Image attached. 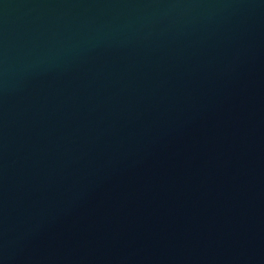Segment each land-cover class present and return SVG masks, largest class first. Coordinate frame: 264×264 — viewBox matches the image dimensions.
I'll return each mask as SVG.
<instances>
[{"label":"water","instance_id":"obj_1","mask_svg":"<svg viewBox=\"0 0 264 264\" xmlns=\"http://www.w3.org/2000/svg\"><path fill=\"white\" fill-rule=\"evenodd\" d=\"M0 264H264V0H0Z\"/></svg>","mask_w":264,"mask_h":264}]
</instances>
